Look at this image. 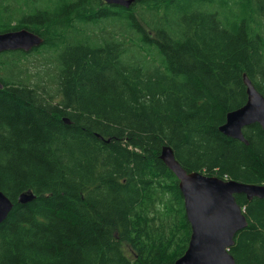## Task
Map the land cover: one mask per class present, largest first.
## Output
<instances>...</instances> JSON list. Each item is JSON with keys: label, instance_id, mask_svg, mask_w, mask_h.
I'll list each match as a JSON object with an SVG mask.
<instances>
[{"label": "trees", "instance_id": "1", "mask_svg": "<svg viewBox=\"0 0 264 264\" xmlns=\"http://www.w3.org/2000/svg\"><path fill=\"white\" fill-rule=\"evenodd\" d=\"M22 28L43 38L30 52L54 51L55 90L22 80L30 52H0V191L13 203L0 264H174L191 231L164 146L188 172L264 184V128L244 127L247 144L219 130L247 100L243 74L264 95V0H0V33ZM169 180L187 235L171 256L160 243L126 254L136 208L163 201ZM235 198L247 225L229 252L264 264V197ZM152 219L144 235L167 239Z\"/></svg>", "mask_w": 264, "mask_h": 264}, {"label": "water", "instance_id": "2", "mask_svg": "<svg viewBox=\"0 0 264 264\" xmlns=\"http://www.w3.org/2000/svg\"><path fill=\"white\" fill-rule=\"evenodd\" d=\"M109 4L129 7L133 0H103ZM43 38L25 28L0 33V52L31 51L41 45ZM247 100L241 107L226 114L221 130L246 142L244 126L259 123L264 127V99L248 77H244ZM0 88L2 84L0 83ZM160 159L173 172L183 197L185 216L191 232L187 248L174 264H236L229 248L237 231L247 225L236 194H244L248 200L264 197V184L242 183L221 179L200 172H188L176 160L170 147H163ZM34 198L32 194L18 196L19 204ZM13 207L12 201L0 191V223Z\"/></svg>", "mask_w": 264, "mask_h": 264}, {"label": "rangeland", "instance_id": "3", "mask_svg": "<svg viewBox=\"0 0 264 264\" xmlns=\"http://www.w3.org/2000/svg\"><path fill=\"white\" fill-rule=\"evenodd\" d=\"M54 56V51L47 53L30 52L25 55L24 58L18 61L17 68L20 69V75L23 81L30 83H36L37 85L42 84L46 88L55 90L54 83L50 80L49 76L55 74L56 70L54 64L50 61ZM60 92L57 100L60 99ZM173 191L174 185L171 180L168 183H164L160 189V193L163 201H153V204H146L145 199L142 202L146 204L144 207L136 208L141 219L138 218L140 224L134 223V232L129 233L130 235L125 236L123 243V249L126 254L131 255L136 252L137 249L149 248L156 246L157 243L170 245V249L167 251V255L171 256L174 254L172 247V238L175 236L179 239L187 235V229L184 227L183 216L178 210L177 204L173 202ZM153 216L151 221L152 225H162L167 233V239L153 238L149 239L144 235L142 228V220ZM191 231V228H190ZM156 239V240H155ZM139 244V246H138ZM164 248V247H162Z\"/></svg>", "mask_w": 264, "mask_h": 264}, {"label": "bare ground", "instance_id": "4", "mask_svg": "<svg viewBox=\"0 0 264 264\" xmlns=\"http://www.w3.org/2000/svg\"><path fill=\"white\" fill-rule=\"evenodd\" d=\"M105 2V1H104ZM105 3H107V2H105ZM109 4V3H108ZM114 5H116V4H114ZM124 7H126V6H124ZM248 77L246 74H243V81H244V77ZM252 82V81H251ZM245 83V82H244ZM254 85V84H253ZM257 91H258V93L263 97V99H264V95L257 89ZM247 95V94H246ZM235 110V109H234ZM232 111V110H231ZM230 112V111H229ZM224 120H226V118L224 119ZM255 123H257V122H255ZM225 124V121H224V123L223 124H221L220 126H219V130H220V132H222L224 135H226V136H228V137H231V136H229L228 134H226V133H224L222 130H221V127L223 126ZM252 124H254V123H252ZM259 124V123H258ZM251 125V124H250ZM260 125V124H259ZM248 126V125H247ZM261 126V125H260ZM244 127H246V126H244ZM243 127V128H244ZM262 127V126H261ZM242 128V129H243ZM262 128H264V127H262ZM232 138V137H231ZM234 139H236V138H234ZM239 140V139H238ZM245 144H247V140L245 139ZM164 147H170V146H164ZM171 148V147H170ZM172 149V148H171ZM173 151V150H172ZM161 152H162V150H161ZM174 153V152H173ZM161 155V154H160ZM17 203H18V198H17ZM13 208V207H12ZM2 222V221H1Z\"/></svg>", "mask_w": 264, "mask_h": 264}]
</instances>
